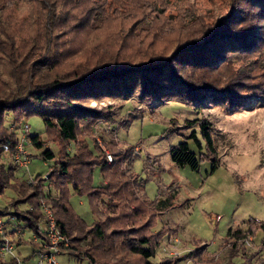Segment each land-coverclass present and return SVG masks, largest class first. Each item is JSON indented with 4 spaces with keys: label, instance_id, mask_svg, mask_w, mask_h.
Returning <instances> with one entry per match:
<instances>
[{
    "label": "trees",
    "instance_id": "1",
    "mask_svg": "<svg viewBox=\"0 0 264 264\" xmlns=\"http://www.w3.org/2000/svg\"><path fill=\"white\" fill-rule=\"evenodd\" d=\"M216 3L224 14L213 25ZM3 4L0 197L6 191L14 194L0 206V217L10 228L6 235L13 236L24 225L43 238L44 202L57 228L70 240L63 249L68 258L88 264H156V250L164 237L158 216L183 204L176 205L172 193L159 194L153 201L143 199L142 180L129 172L136 158L134 147L123 152L109 143L113 161L108 163L89 136L96 123L112 120L111 116L88 105L133 96L149 104L166 94L198 108L208 103L230 112L247 101L258 103L264 95L260 38L264 0H4ZM31 117L40 118L45 127L44 137L28 138L37 152L33 158L48 163V185L41 174L32 183L17 177L19 168L12 161L21 124H28ZM182 128L189 135L171 148L172 162L198 171L208 161V175L213 174L219 166L217 127L199 117L186 120ZM46 143L54 144L58 152ZM70 145L73 155L66 152ZM96 169L100 184L93 182ZM76 196L90 201L91 223L74 212L70 201ZM244 225L246 235L254 229L264 234V224L256 219ZM241 232L229 230L225 238L246 237ZM188 257L199 264L213 262L201 249Z\"/></svg>",
    "mask_w": 264,
    "mask_h": 264
},
{
    "label": "rangeland",
    "instance_id": "2",
    "mask_svg": "<svg viewBox=\"0 0 264 264\" xmlns=\"http://www.w3.org/2000/svg\"><path fill=\"white\" fill-rule=\"evenodd\" d=\"M3 3L4 0H0L2 13ZM218 5L212 6V14L216 15L211 23L213 25L224 14L218 12ZM263 24L262 21L260 38L264 47ZM252 73L255 76L256 71ZM88 107L111 116L112 120L96 123L89 136L105 156L106 151L113 161L107 148L109 143L123 152L126 147L135 148L136 158L129 172H134L142 180L140 194L143 199L153 201L159 194L167 196L172 193L174 203L183 204L158 216V229L164 232V237L156 250L154 263L169 261L179 264L190 259L199 264L197 259L188 256L201 249L204 257L213 261L212 264H264V234L254 229L246 235L247 226L244 225L249 219L264 224V95L258 103L255 100L245 102V106L236 112L208 103L198 108L186 100L170 98L169 94L149 104L133 96L129 99L118 97L91 101ZM199 117L212 122L218 129L219 166L211 175H208L211 171L208 161L203 162L198 171H193L176 166L170 156L171 148L189 135V130L182 128L184 122ZM171 121L175 122L170 124ZM27 123L31 135L41 134L44 137L45 127L40 118L31 117ZM189 146L192 151L195 150L192 143ZM45 147L58 152L54 144L46 143ZM26 150L31 159L29 177L20 170L16 176L28 179L41 174L48 185V163L33 158L37 152L30 143ZM66 152L73 155V145ZM93 182L101 183L99 169L93 173ZM13 197L11 191H6L0 197V206L6 205ZM70 202L77 215L88 223L92 222L87 197H72ZM238 229L242 231L240 236L246 237L233 235L232 239L225 238L229 230L234 232ZM22 234L23 238L15 234L8 236L14 243V252L13 255L0 256L1 262L7 264L15 259L17 264H39L38 257L32 256V252L39 249L37 242L32 240L27 229ZM174 240L179 244L174 245ZM57 260L58 264H88L86 260L78 262L68 258L65 253Z\"/></svg>",
    "mask_w": 264,
    "mask_h": 264
},
{
    "label": "built area",
    "instance_id": "3",
    "mask_svg": "<svg viewBox=\"0 0 264 264\" xmlns=\"http://www.w3.org/2000/svg\"><path fill=\"white\" fill-rule=\"evenodd\" d=\"M19 143L17 146V151L13 155L12 161L20 171L28 174L30 173L31 159L29 157L26 146L29 145L28 135L30 134V126L28 124H21L19 129ZM106 158L109 163L112 162L110 155L105 151ZM29 177V176H28ZM46 179V178H45ZM29 183H32V178H28ZM41 212L43 214V222L40 227V233L43 238L38 235L28 231L33 241L40 244L41 249L37 250V257L39 264H58L57 258L63 253V249H67L70 246V240L57 228L56 221L53 216L51 208L44 202L41 204ZM25 227L24 225L21 228ZM17 229L15 235H20L23 238L25 229ZM7 230L10 228L5 225V221L0 217V256L13 255L14 243L6 235ZM174 245L179 244L176 240L173 242ZM176 257V254H171ZM179 264H194L192 260L187 259Z\"/></svg>",
    "mask_w": 264,
    "mask_h": 264
},
{
    "label": "crops",
    "instance_id": "4",
    "mask_svg": "<svg viewBox=\"0 0 264 264\" xmlns=\"http://www.w3.org/2000/svg\"><path fill=\"white\" fill-rule=\"evenodd\" d=\"M38 250V249H37ZM37 250L35 249V251L32 252V256H37ZM63 254V253H62ZM61 254V255H62Z\"/></svg>",
    "mask_w": 264,
    "mask_h": 264
}]
</instances>
